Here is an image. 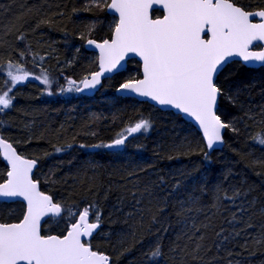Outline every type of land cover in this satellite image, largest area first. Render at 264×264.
Listing matches in <instances>:
<instances>
[{
    "label": "snow or ice",
    "instance_id": "6c2138e0",
    "mask_svg": "<svg viewBox=\"0 0 264 264\" xmlns=\"http://www.w3.org/2000/svg\"><path fill=\"white\" fill-rule=\"evenodd\" d=\"M10 9L11 5L0 6V13ZM84 10L94 15L79 39L90 46L94 68L78 80L64 77L66 87L57 84L60 94L82 93L116 80L117 93L134 104L147 105L150 114L130 119L109 143L79 144V148L116 150L114 154L123 156L136 134L153 128L154 111L190 133L166 148L157 145L170 153L168 159L176 158L172 154L196 153L211 164L214 154L230 147L229 140L237 137L264 150V0H88ZM57 15L62 18L65 12L53 14ZM53 16L21 5L19 13L0 26V115L16 110L19 86L30 78L42 81L46 94L53 95L57 82L43 68L51 51L42 56L25 30L29 18L38 21L34 31L41 24L54 23ZM34 68L40 69L39 75ZM257 69L261 70L260 102L252 97L256 86L252 73ZM6 130L0 129V264H119L133 242L144 245L137 230L154 235L144 252L147 264H220L215 255L208 256L212 251L205 242L209 230L218 238L217 253L235 241L242 249L249 244L264 247V223L250 237L255 202L247 199L246 192L233 187L229 194L215 185L208 215L200 198L206 195L203 187L194 192L185 186L184 174L165 179L149 171L152 164H137L123 178L126 194L118 199L123 205L131 197L124 219L127 229L104 233V212L94 199L100 194L95 162L81 164L69 183L56 178L52 169L45 170L41 157L28 152L29 137L13 139L3 134ZM85 135L97 134L89 129ZM72 147L69 143L55 152ZM249 166L260 170L257 175L264 174V157H252ZM199 183L207 184L202 179ZM224 201L235 206L232 219L226 221L231 232L225 225L217 230L212 222L213 216L222 215ZM260 212L264 215V208ZM169 213L181 231L166 245ZM145 222L150 226L145 227ZM114 235L118 246H106Z\"/></svg>",
    "mask_w": 264,
    "mask_h": 264
},
{
    "label": "trees",
    "instance_id": "16d2710c",
    "mask_svg": "<svg viewBox=\"0 0 264 264\" xmlns=\"http://www.w3.org/2000/svg\"><path fill=\"white\" fill-rule=\"evenodd\" d=\"M87 2L88 0H0V6L11 5L7 14L0 13V26L6 24L14 14H18L21 5L40 8L49 16L61 10L65 12L64 17L53 16L54 23L41 24L34 31L32 29L38 21L35 18L28 19L25 30L29 33V42L42 56L51 51V55L45 56L43 68L48 69L49 75L54 77L57 83L51 89L53 92L51 96L46 94V86L42 84V81L30 78L29 81L21 84L16 110L6 117L0 115V129L7 128L3 134L13 139L29 137L31 143L27 144L28 152L41 157L45 170L52 169L56 178L67 179L69 183L76 178L75 173L81 164L89 160L94 161L98 166L96 181L100 193L94 199L99 201L104 212L102 223L104 233L120 234L127 229L124 219L125 213L130 210L131 197H128L123 205L119 204L118 199L122 194H126L122 186L123 178L127 176L130 168L137 164L145 167L152 164L153 168L149 171L158 172L165 179L172 176L181 177V174H184L185 186L194 192H199L203 187L206 195H201L200 198L203 201V210L208 215L212 214L209 209L214 203L215 185H222L225 190H229V194L233 187L246 192L247 199L255 202L252 217L255 228L249 230L250 237L254 236L259 231V225L264 223V215L260 212V209L264 208V174L257 175V171L260 170L250 167L249 161L252 157H264V150L259 145L254 146L252 141L240 137L229 140L230 147L224 148L223 152H216L211 164L205 162L203 157L196 153L172 154L176 158L168 159L170 153L160 151L157 145L166 148L173 140L179 142L190 133L184 131V125L170 122L171 118L166 114L153 111L152 115L155 117L153 128L143 135L136 134L137 139L128 146L125 155L119 156L114 154L116 151L106 149L79 148V144H94L101 141L109 143L111 138L122 131V127L127 126L130 119L135 120L140 115L150 114L147 105L134 104L118 96L116 80L106 81L100 91L91 97L74 92L60 94L57 84L66 87L64 77L78 80L86 74L87 70L94 68L90 63L93 53L88 51L85 48V42L79 39L80 34L85 32L92 22L94 15L93 12L84 10ZM73 8L77 9L75 13L72 12ZM76 48L80 49L79 53L76 52ZM33 72L39 75L40 69L34 68ZM252 75L256 78L252 97L255 102H260L261 70L257 69ZM2 79L0 77V81ZM89 129L95 131L97 135H85ZM69 143L73 144L71 149L61 153L55 152L56 147ZM137 146H141L139 151ZM248 153L251 156L246 155ZM92 175L93 173L89 171L88 176ZM201 179L207 184L201 185L199 183ZM59 187L63 190L64 185L60 184ZM108 189L111 191L107 192V199H105L104 194ZM120 207H123V212L119 210ZM234 209V205L227 201L223 202V207L220 209L222 215L212 217L217 230L221 225H225L227 232L232 231L231 228H227L226 221L232 219ZM193 215L196 214L193 213ZM169 216L171 227L165 238L166 245L169 239H174L181 231L176 218L171 216V213ZM198 219L203 220V216ZM149 226L145 222V227ZM137 231L143 238L144 245L133 242L130 250L119 257V264H147L144 252L147 242L153 239L154 235ZM217 239L215 231L209 230L205 242L212 249L208 256L215 255L220 260V264H229L230 259L233 264L236 262L264 264V247L249 244L247 249H242L239 247L240 242L235 241L228 243L217 253L215 246ZM116 241L117 235H114L113 241L111 243L105 241V244L108 247L118 246ZM125 247H129V244L126 243ZM229 251L232 252L231 257L228 255Z\"/></svg>",
    "mask_w": 264,
    "mask_h": 264
},
{
    "label": "water",
    "instance_id": "95a60500",
    "mask_svg": "<svg viewBox=\"0 0 264 264\" xmlns=\"http://www.w3.org/2000/svg\"><path fill=\"white\" fill-rule=\"evenodd\" d=\"M85 48H86L88 51H91V50H90V46H87L86 44H85ZM91 52H92V51H91ZM101 88H102V87H98V88H96V89H92V90L85 89L82 93H79V94H80V95H83V96L91 97V96H94L98 91H100ZM116 94H117L118 96H122V97H123V95L120 94V93H117V91H116ZM112 151H116V150H112Z\"/></svg>",
    "mask_w": 264,
    "mask_h": 264
}]
</instances>
